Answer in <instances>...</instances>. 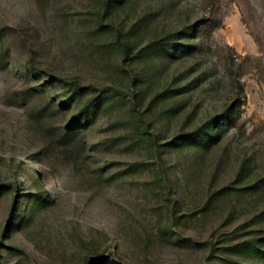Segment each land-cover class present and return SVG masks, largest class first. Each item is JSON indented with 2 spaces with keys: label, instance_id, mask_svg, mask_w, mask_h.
Instances as JSON below:
<instances>
[{
  "label": "rangeland",
  "instance_id": "rangeland-1",
  "mask_svg": "<svg viewBox=\"0 0 264 264\" xmlns=\"http://www.w3.org/2000/svg\"><path fill=\"white\" fill-rule=\"evenodd\" d=\"M196 23L191 52L138 54ZM97 93L80 149L62 131ZM227 105L206 150L170 144ZM263 245L264 0H0V264H264Z\"/></svg>",
  "mask_w": 264,
  "mask_h": 264
},
{
  "label": "trees",
  "instance_id": "trees-1",
  "mask_svg": "<svg viewBox=\"0 0 264 264\" xmlns=\"http://www.w3.org/2000/svg\"><path fill=\"white\" fill-rule=\"evenodd\" d=\"M112 1L113 0H108V4H111ZM200 27L201 25L197 23L189 24L188 26H184L181 30L169 32L163 36V39L151 42V44H147L146 46L142 47L138 54L141 55L146 52L155 51L157 54L163 55V61L166 59H168L167 61L175 60L176 54H178V52H191L193 48L192 46L195 44L193 42L197 38L195 32ZM130 50L131 46L129 45L123 47L125 56L128 55ZM50 78H54L62 82L65 81V79L55 77L51 74ZM69 84V100L73 99L75 96H82L85 94V92H88L90 89H92L91 85H81L76 80L69 82ZM103 96V93H97L94 95V97H91L83 104L78 113L74 114L70 123L64 127L65 130L62 131L63 138H66L68 142H71V144H74L78 148L83 149L81 146V126H79L78 123L82 120V118H85V121L87 122L89 118H91L95 112L99 110L102 105V99L104 98ZM231 117H233V115L229 112V106L227 105L220 114L209 119L208 126H206L204 123L201 124L195 132L180 133L172 139L170 144L173 147L185 146L188 144L189 146H195L206 150L210 145L216 143L217 140H219V136L221 135L219 131L220 125L225 121H228ZM13 215L14 207L11 206L8 214L9 224H7V227L10 225V222L13 219ZM250 246H252V250H254L256 253L261 251V248H259L256 244H250ZM262 251L264 252V250Z\"/></svg>",
  "mask_w": 264,
  "mask_h": 264
}]
</instances>
